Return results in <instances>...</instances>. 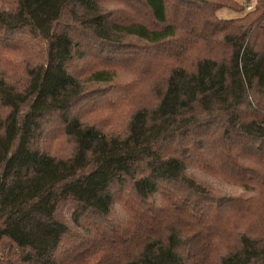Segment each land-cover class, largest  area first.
I'll return each mask as SVG.
<instances>
[{
    "label": "trees",
    "instance_id": "obj_1",
    "mask_svg": "<svg viewBox=\"0 0 264 264\" xmlns=\"http://www.w3.org/2000/svg\"><path fill=\"white\" fill-rule=\"evenodd\" d=\"M126 62L167 75L112 133L82 102ZM6 250L19 264H264V0H0Z\"/></svg>",
    "mask_w": 264,
    "mask_h": 264
},
{
    "label": "rangeland",
    "instance_id": "obj_2",
    "mask_svg": "<svg viewBox=\"0 0 264 264\" xmlns=\"http://www.w3.org/2000/svg\"><path fill=\"white\" fill-rule=\"evenodd\" d=\"M235 2L242 3L243 0H234ZM246 10H249L246 7ZM246 10L243 11H233L228 8H221L216 11V15L220 18H233L240 17ZM128 45L141 46L143 43L130 38ZM36 51L27 49L23 51V55L28 57L33 55ZM196 52L191 51V68L194 65V60ZM89 59L82 63L87 62ZM92 62V61H91ZM98 62H93V66H97ZM166 69L159 68L153 75L147 76L142 73L140 68H134L131 63L126 62L120 65L119 70H117L116 82L113 86H108L107 84L101 83H88L87 91L84 94L83 104H89L92 106L86 109V113L101 121L107 126L112 133H123L126 130L127 122L130 114L132 113L134 107L144 103L149 97L154 98L153 94L155 87H163L165 85ZM55 147V144L53 142ZM56 147L59 149L69 148V143L63 140L62 142H56ZM199 170H189L188 173L196 175H204L210 178V175H205L203 172H198ZM218 186L227 187L225 181L220 178H215L211 175ZM71 212L72 207L68 203L62 204L57 210V217L68 225L71 223ZM114 214L117 219L125 216L124 210L117 205L114 208ZM0 264H19L16 262V257L0 251Z\"/></svg>",
    "mask_w": 264,
    "mask_h": 264
},
{
    "label": "built area",
    "instance_id": "obj_3",
    "mask_svg": "<svg viewBox=\"0 0 264 264\" xmlns=\"http://www.w3.org/2000/svg\"><path fill=\"white\" fill-rule=\"evenodd\" d=\"M253 4H254V1L247 6L248 9H250L253 6Z\"/></svg>",
    "mask_w": 264,
    "mask_h": 264
}]
</instances>
